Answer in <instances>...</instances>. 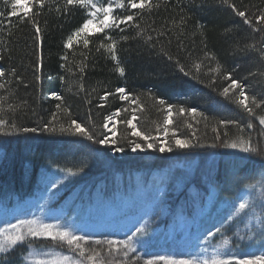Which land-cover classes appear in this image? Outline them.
<instances>
[{
  "label": "trees",
  "instance_id": "obj_1",
  "mask_svg": "<svg viewBox=\"0 0 264 264\" xmlns=\"http://www.w3.org/2000/svg\"><path fill=\"white\" fill-rule=\"evenodd\" d=\"M105 2L108 5L109 0ZM229 2L246 11L254 22L253 14L264 11V0ZM124 3L126 7L120 9L113 0V17L132 14L133 21L86 36L87 48L83 39L68 49L67 38L85 22L86 8L67 6L65 0H46L41 10L35 0H21L15 5L16 15H11L14 0H0V71L5 72L0 78L5 85L0 89V116L7 121L0 127V208H12L35 198L46 187L48 176L51 182L62 185L61 176L68 175L64 179L68 184L65 194L76 193L80 196L76 202H80L98 191L106 197L121 193L118 182L126 188L135 184L137 177L166 172L161 202L170 206L172 215L167 222H171L183 204L191 203L187 190L190 184L202 195L213 190L219 197L230 199L264 180V126L235 102L242 99L237 96L239 89L230 88L228 98L219 94L231 83L224 78L230 73L233 80L244 85L246 95L264 101V76L260 75L264 58L259 51L245 50V45L251 44L264 47V31H253L223 0H152L153 6L145 9L128 8V0ZM33 17L43 38L40 71L36 70ZM106 35L112 40H106ZM111 42L116 43L124 76L119 75L111 55L100 47ZM197 63L199 70L194 67ZM181 66L188 76L180 71ZM217 66L220 73L213 71ZM118 87L125 88L135 103L121 100L115 92ZM106 93L114 94L104 101L101 97ZM57 95L63 100H56ZM161 98L176 106L168 125L164 123L167 108L158 103ZM248 103L254 107L251 99ZM179 107L188 111L179 113ZM254 111L264 114V103ZM116 112L120 115H114ZM110 116L117 123V143L111 147L59 130L75 120L91 130L95 139H102L111 134L103 127ZM132 116L141 132L157 138L158 146L174 144L175 138L190 139L198 146L133 153L131 141L142 146L145 142L130 135L132 129L125 121ZM228 121H236L239 127L224 123ZM247 123L253 128H247ZM50 126L56 131L43 130ZM24 127L37 128V132L25 133ZM249 137L259 154L224 147L232 140ZM116 147L124 151L118 153ZM69 170L77 174L73 176ZM144 180L140 182L147 183ZM38 243L72 252L70 247L51 240ZM28 245L25 242L0 254V264H18Z\"/></svg>",
  "mask_w": 264,
  "mask_h": 264
},
{
  "label": "rangeland",
  "instance_id": "obj_2",
  "mask_svg": "<svg viewBox=\"0 0 264 264\" xmlns=\"http://www.w3.org/2000/svg\"><path fill=\"white\" fill-rule=\"evenodd\" d=\"M94 2L107 6L105 0ZM95 33L102 32L90 34ZM90 34H83L74 44ZM116 125V118L112 117L109 137L116 133ZM112 145L110 142L106 146ZM237 163L231 167L232 172ZM61 177L64 184L51 182L52 177L48 176L46 187L35 198L17 203L12 208H0V230L21 220L56 224L62 230L84 236L88 241L84 247L99 251L97 260L102 259L103 264H146L147 260H157L158 264H164V261L159 260L161 256L176 260L195 259L202 264L213 256L221 259H251L253 254L264 255V246L260 242L253 243L258 240L259 233L264 231V180L230 199L219 197L213 190L202 195L190 184L187 186L188 202L192 204H183L171 222H167L172 210L161 202L166 187V172L154 173L147 178L137 177L135 184L126 188L118 182L121 193L106 197L98 191L84 204H75L76 197H80L76 193L70 196L65 194L68 184L64 179H68V175L63 174ZM141 179L148 181L141 183ZM241 202L249 204L245 212L238 209ZM141 228L146 234L137 236V230ZM217 228L221 232L212 236ZM238 234L251 236L252 240L240 242ZM129 238L133 239L136 251L129 252L127 258L123 256L122 246L119 245L117 247L121 251L108 252L107 241H124ZM225 238L230 239L231 243L225 245ZM42 240L26 241L29 244L28 250L21 255L18 264H34L36 260H53L59 256H70L73 260H82L83 264H91L86 258H81L78 252L63 251L55 245H41L38 242ZM96 240L104 243L97 245ZM57 242L68 246L65 242Z\"/></svg>",
  "mask_w": 264,
  "mask_h": 264
},
{
  "label": "snow or ice",
  "instance_id": "obj_3",
  "mask_svg": "<svg viewBox=\"0 0 264 264\" xmlns=\"http://www.w3.org/2000/svg\"><path fill=\"white\" fill-rule=\"evenodd\" d=\"M36 4H38L39 9H44L46 0H35ZM116 7L120 9H124L126 7L124 0H114ZM225 4L228 5L234 12V14L241 18L244 24L248 25L250 28L253 29V31L260 32L264 31V26H261L262 22H264V11L260 12L258 15L253 14V17L255 18V22L253 21L252 17H249L246 11L240 10L236 7V5L231 4L229 0H223ZM65 3L67 6H80L82 8H88L90 11L87 13V15L90 17L86 19V21L82 24L81 27L76 29L68 38L65 44V47L68 49H72L74 41H78L83 34H90L92 32H104L105 29L111 28L115 26L116 28H119L121 24H127L130 21L134 20V15L128 14L124 16L123 18H114L113 17V0H109L108 5L105 7L103 5H98L94 0H65ZM21 4V0H14V5H13V10L11 15H16V10H15V5ZM152 5V0H128L127 7L131 9H145L151 8ZM56 11H60L59 8L56 9ZM39 14V13H37ZM31 22L33 23V27L35 29V39L37 41V71H40L42 68V62H43V57L42 53L40 52V47L42 44V36L40 35L41 29L39 25L35 22L34 17L31 18ZM2 23V22H0ZM137 28H139V25H136ZM123 30V29H121ZM106 40L111 41L112 38L110 36H105ZM125 39H127L125 37ZM148 39H151L149 37ZM89 45V40L84 39L83 40V46L87 48ZM101 48H105L106 51L111 55V58L116 62V70L119 72L120 76L125 75V68L121 67L120 60L117 56V48H116V43L111 42L108 43L107 45L101 44ZM245 50H255L259 51L261 54V57L264 58V47L257 48L256 44H251V45H245ZM0 59H2V56H0ZM65 61L68 60V56L65 55L63 57ZM169 60L172 59L171 56L168 57ZM176 63L179 65V60L176 61ZM197 70L200 69V64H195L194 66ZM81 72L84 71V68L81 67L80 69ZM180 71L185 75L188 76L189 73L185 71L184 67H180ZM213 71L220 73L221 69L219 66H217ZM12 75H15V73H12ZM252 76H255L256 73L253 72L251 73ZM260 75L264 76V72L260 73ZM5 77V72L0 71V78ZM195 78V77H194ZM224 78L226 80H229L231 83L228 85V87H225L221 93H219L221 96L228 98L229 95V89H239V92L237 93L238 97H242V99H237L235 102L242 106L243 109L247 112V114L250 117H255L258 119L259 124L261 126H264V114H257L255 109L261 108L262 103L264 101H259L256 99L255 95H252L249 97L248 95L245 94L244 90V85L239 82V80H233L232 75L230 73L224 74ZM37 80L40 79L39 76L36 77ZM5 85L3 83H0V89L4 88ZM81 90H83V86L81 85ZM71 91V89H69ZM116 93L119 94V98L124 101H129V103H135L134 100H130L129 94L127 93V90L123 87H118L115 90ZM114 93H106L104 96L101 97L102 100L106 101L108 99L109 95H113ZM55 99L58 101H62L63 97L60 95L55 96ZM249 99H251V104L254 107L249 106ZM158 103L162 106H166L167 108V114H168V119L164 121L165 125H168L172 123L171 116L173 113V108L176 107L175 105L167 104L166 100L161 98L158 100ZM103 107V105H100ZM11 108V106H9ZM57 108H60V105H57ZM124 111H127V109H124ZM179 113H184L188 111L184 107H179L178 109ZM3 112V109L0 108V113ZM196 113L193 112V115ZM114 115L119 116L120 113L116 112ZM56 117L53 116V120H55ZM136 119L135 116H132L130 119H127L125 123L127 124L128 128L132 129L130 135L131 136H136L139 137L140 140L144 141L145 144L142 146L140 143L131 141V151L135 152L137 149L140 151H146L147 149H153L157 150L159 152H171L173 151V147L178 148V149H191L194 147H197L198 145L193 143L190 139H181V138H175L176 133L173 132V137L174 139V144L168 143L167 146H158V140L156 137H153L147 133L141 132L138 128L137 125L133 122ZM7 121H5L2 116H0V127L5 126ZM109 123H112V117H108V121L103 124V127L107 129L109 132L112 131L111 128H109ZM224 123H231V124H237L236 121H228ZM15 125H13L14 127ZM237 127L239 125L237 124ZM247 128H253L252 123H247L246 125ZM44 131H56V127L50 126L48 129H43ZM60 132L61 133H69L72 135H78L81 136L82 138L92 141L96 144H103V145H109L110 142L114 145L117 143L115 136L116 133H113L111 137H109L107 134L103 136L102 139H95L94 134L89 130L87 127L82 126L81 123L72 120L67 127L61 125L60 126ZM23 132L25 133H35L37 132V128L34 127H24L22 129ZM214 131H216L214 129ZM241 132L244 131L243 128L240 129ZM165 135L168 134V129L165 127L164 129ZM227 135V133H225ZM219 138V135H218ZM148 141H152L151 143H148ZM216 145L213 144L212 147H215ZM224 147L228 148H239L241 152L244 153H253V152H258L257 149L253 148L252 146V141L251 138L249 137L247 140L244 139H236L232 140L228 143L224 144ZM116 152H123L124 149L122 147H116L115 148ZM259 154V152H258ZM70 174L75 176L77 173L71 172L69 170ZM249 208V204L247 202H241L238 205V209L241 212H245ZM221 232V229L217 228L216 232L212 233V236H215L217 233ZM145 230L144 229H138L137 230V236H143L145 235ZM34 239H45V240H51L53 242H65L70 249L73 252H78V255L81 258H86L87 261L91 262V264H103V260H97V257L100 256V252L96 251L95 249H86L84 245L88 243V241L85 239L84 236L81 235H76L72 232L62 230L58 225L56 224H50V223H38L35 220L32 221H25L21 220L19 223H13L9 225V227L4 228L3 230H0V254H6L16 248L17 245L24 244L26 241L29 240H34ZM238 240L240 242L249 240H252L251 236L248 235H239L238 234ZM255 242H260L262 246H264V231H261L258 235V240L253 241ZM104 243L103 241L96 240L95 244L100 245ZM231 241L228 238L224 239V244L228 245L230 244ZM108 245V252L112 253L113 251H121V248L117 247L122 246L123 250V256L125 258L128 257L129 252H135L136 247L133 243V239L129 238L128 240L124 241H114V240H109L107 241ZM86 252L88 255L86 256ZM2 258V257H0ZM159 260L164 261V264H200L195 259H171L169 257L161 256L159 257ZM34 264H83L82 260H73L72 257L70 256H59L56 259L53 260H36L34 261ZM146 264H158L157 260H147ZM202 264H264V255H254L252 256L251 259H244V258H239V259H221L218 256H213L211 260H204Z\"/></svg>",
  "mask_w": 264,
  "mask_h": 264
}]
</instances>
